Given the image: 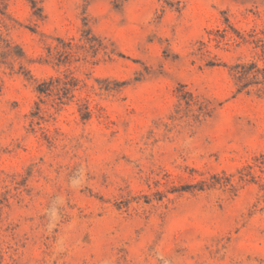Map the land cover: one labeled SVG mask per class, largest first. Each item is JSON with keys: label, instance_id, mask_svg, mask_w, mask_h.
Masks as SVG:
<instances>
[{"label": "rangeland", "instance_id": "obj_1", "mask_svg": "<svg viewBox=\"0 0 264 264\" xmlns=\"http://www.w3.org/2000/svg\"><path fill=\"white\" fill-rule=\"evenodd\" d=\"M0 264H264V0H0Z\"/></svg>", "mask_w": 264, "mask_h": 264}, {"label": "trees", "instance_id": "obj_2", "mask_svg": "<svg viewBox=\"0 0 264 264\" xmlns=\"http://www.w3.org/2000/svg\"><path fill=\"white\" fill-rule=\"evenodd\" d=\"M68 85L70 86V88H73V84L69 83ZM67 89H69V88H67ZM51 90H52V88H51ZM38 92L41 93V94L46 93L45 91H43V85H39Z\"/></svg>", "mask_w": 264, "mask_h": 264}]
</instances>
